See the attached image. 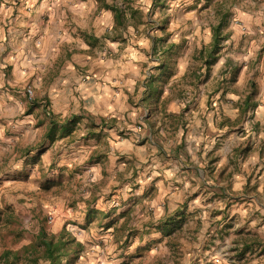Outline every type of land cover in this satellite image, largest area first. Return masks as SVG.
Here are the masks:
<instances>
[{
	"label": "clouds",
	"instance_id": "9594fccd",
	"mask_svg": "<svg viewBox=\"0 0 264 264\" xmlns=\"http://www.w3.org/2000/svg\"><path fill=\"white\" fill-rule=\"evenodd\" d=\"M261 48L264 0H0V264H264Z\"/></svg>",
	"mask_w": 264,
	"mask_h": 264
},
{
	"label": "rangeland",
	"instance_id": "374dc122",
	"mask_svg": "<svg viewBox=\"0 0 264 264\" xmlns=\"http://www.w3.org/2000/svg\"><path fill=\"white\" fill-rule=\"evenodd\" d=\"M155 6H156V5H155V2H154V3H153V7H155ZM223 23H224V21L222 20V21H221V24L218 25V26L223 27ZM219 32H220V31H219ZM222 37H223V36H222ZM225 38H226V37L220 39V47H221V40H222V39H225ZM220 47H219V48H220ZM259 56H264V48H261V49L259 50ZM209 58L211 59V58H215V57H214V55H213V56H209ZM7 70L10 71V69H7ZM253 90H255V81H253ZM249 99H251V95H250ZM29 111H31V108L29 109ZM40 147L42 148V147H43V144H41ZM245 151H247V149H245ZM38 155H39V154H38ZM214 159H215V157H212V159L209 161V163H211L212 160H214ZM92 160H93V157H91L88 161H86V163H89V164H90V163L92 162ZM223 175H224V173L222 172V173H221V177H223ZM251 179H252V178L249 177V182L251 181ZM210 199H211V198H210ZM53 211H54L55 213H57L58 215L61 213V209H60L59 207H54V208H53ZM38 231H39V229H38ZM165 231L168 232V231H170V229H165ZM130 238H131V235H129V239H130ZM13 239H15V237H13ZM127 244H128V239H125L124 244L121 245V247H126ZM21 246H23V245H21ZM137 248H138V259L141 260V264H153V261H152L150 258H148V257L144 254V251L140 250V246H139V245L137 246ZM121 256H123V253H121ZM76 259H79V256H77ZM92 264H105V262L103 261L102 258H100V259H97V260L92 261Z\"/></svg>",
	"mask_w": 264,
	"mask_h": 264
},
{
	"label": "trees",
	"instance_id": "16d2710c",
	"mask_svg": "<svg viewBox=\"0 0 264 264\" xmlns=\"http://www.w3.org/2000/svg\"><path fill=\"white\" fill-rule=\"evenodd\" d=\"M220 28H221V26H217V29L215 30L216 31V39H215V42L213 43L211 51L208 54L209 56H213L216 53L217 49L220 47V39L224 38L221 36V34L219 32ZM73 119H76V117H73ZM52 132H53V129L50 127L46 135L50 137L52 135ZM39 231H42V229H39ZM67 243L68 242H66V241L62 242L61 247L66 246ZM79 251H80L79 246H76L75 248H72L70 252H67L65 254L69 255L70 257L74 256L76 258L78 256Z\"/></svg>",
	"mask_w": 264,
	"mask_h": 264
},
{
	"label": "crops",
	"instance_id": "0c3cea01",
	"mask_svg": "<svg viewBox=\"0 0 264 264\" xmlns=\"http://www.w3.org/2000/svg\"><path fill=\"white\" fill-rule=\"evenodd\" d=\"M8 69H11V66H9V68ZM67 128H68V124H65V126H64V129H65V131L67 130ZM49 130V129H48ZM114 143H116V142H114ZM97 159H99V156H93V160H97ZM212 163V162H211ZM198 194H196V193H194L193 194V196L195 197V196H197ZM211 198V197H210Z\"/></svg>",
	"mask_w": 264,
	"mask_h": 264
}]
</instances>
